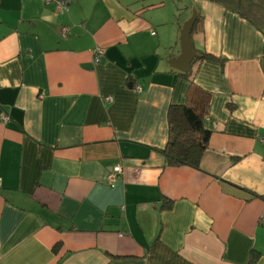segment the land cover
<instances>
[{
  "label": "crops",
  "instance_id": "0c3cea01",
  "mask_svg": "<svg viewBox=\"0 0 264 264\" xmlns=\"http://www.w3.org/2000/svg\"><path fill=\"white\" fill-rule=\"evenodd\" d=\"M187 4L183 72L182 3L0 0V264H264V0ZM171 105L196 167L165 161Z\"/></svg>",
  "mask_w": 264,
  "mask_h": 264
},
{
  "label": "trees",
  "instance_id": "16d2710c",
  "mask_svg": "<svg viewBox=\"0 0 264 264\" xmlns=\"http://www.w3.org/2000/svg\"><path fill=\"white\" fill-rule=\"evenodd\" d=\"M167 117L168 138L162 149L166 163L198 166L209 134L203 128L201 117L186 105H171ZM256 257L257 254L251 252L249 262H254Z\"/></svg>",
  "mask_w": 264,
  "mask_h": 264
},
{
  "label": "water",
  "instance_id": "95a60500",
  "mask_svg": "<svg viewBox=\"0 0 264 264\" xmlns=\"http://www.w3.org/2000/svg\"><path fill=\"white\" fill-rule=\"evenodd\" d=\"M196 17V12L193 11L191 17L183 23L179 34L180 53L170 62L172 67L183 72L188 70L193 59L200 57V55L193 49L192 40L190 38L192 26Z\"/></svg>",
  "mask_w": 264,
  "mask_h": 264
},
{
  "label": "built area",
  "instance_id": "2783aa9c",
  "mask_svg": "<svg viewBox=\"0 0 264 264\" xmlns=\"http://www.w3.org/2000/svg\"><path fill=\"white\" fill-rule=\"evenodd\" d=\"M71 0H45L46 3H52L57 10H67ZM68 31L67 26H62L60 28V33L64 37L66 36ZM103 49L100 47L93 49V61L95 63L99 62L101 58L103 57ZM136 92H140V87L138 85L135 86ZM106 100H111V97H106ZM2 121L5 122L8 117L6 114L1 116ZM121 167L119 165H115L112 167L111 171L108 172L106 175V181L107 183H113L116 180L117 174L120 173ZM258 223L264 224V213L261 214Z\"/></svg>",
  "mask_w": 264,
  "mask_h": 264
},
{
  "label": "rangeland",
  "instance_id": "374dc122",
  "mask_svg": "<svg viewBox=\"0 0 264 264\" xmlns=\"http://www.w3.org/2000/svg\"><path fill=\"white\" fill-rule=\"evenodd\" d=\"M188 1L189 0H179L178 2H177V0H173V2H174V4H179V3H182L183 5H184V7L182 8V11H180V12H178L177 13V15L179 16V17H181V15H182V17H184V20H180V22H181V27H182V25H183V23L189 18V17H191V15H192V13H193V11L191 10V8H190V6H188ZM187 6V7H186Z\"/></svg>",
  "mask_w": 264,
  "mask_h": 264
}]
</instances>
